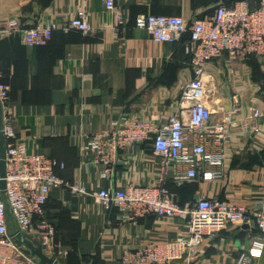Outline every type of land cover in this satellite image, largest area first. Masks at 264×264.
Returning <instances> with one entry per match:
<instances>
[{"label": "crops", "instance_id": "1", "mask_svg": "<svg viewBox=\"0 0 264 264\" xmlns=\"http://www.w3.org/2000/svg\"><path fill=\"white\" fill-rule=\"evenodd\" d=\"M114 1L116 8L110 11L103 0H0V26L12 19L23 26L60 25L47 44L33 48L23 43L21 33L0 34L1 80L11 89L10 108L19 138L30 151L38 146L65 163V168L56 167V173L88 191L73 192L65 186L50 190L44 216L55 225V240L67 252L56 257L59 264H124L126 248L188 233L185 221L163 215L123 218L117 207L96 196L102 188L156 185L162 180L169 197L181 206L204 196L252 210L264 202V115L252 116L255 106L264 111V57L241 60L226 52L207 64L214 90L213 118H221L236 105L240 108L234 115L223 178L174 180L163 173L152 140L120 149L108 177L91 163L92 155L83 152L81 138L90 137L122 113L164 121L179 108L183 88L194 76L187 52L190 37L155 41L146 30L135 27L137 16L181 15L190 24L213 15L220 1L238 0ZM249 2L256 5L261 0ZM84 9L96 33L63 29ZM117 12L127 20L119 34L113 30ZM9 224L14 233L11 218ZM243 225L229 222L214 236L205 237L191 264H237L243 251L253 256L252 264H264V232ZM27 234L38 239L34 231ZM256 240L261 245L254 244Z\"/></svg>", "mask_w": 264, "mask_h": 264}, {"label": "built area", "instance_id": "2", "mask_svg": "<svg viewBox=\"0 0 264 264\" xmlns=\"http://www.w3.org/2000/svg\"><path fill=\"white\" fill-rule=\"evenodd\" d=\"M103 2L105 9L115 10L114 0ZM126 22L124 13L117 12L114 32L119 34L123 31ZM59 27L55 22L23 26L18 19H12L0 26V34L21 33L23 43L33 48L47 44L53 31ZM62 27L85 34L97 32L85 9L79 10ZM135 27L146 30L160 42H176L189 32L187 52L191 55L194 76L183 88L179 108L164 121L157 123L142 115L122 113L90 137L81 138L83 152L91 154V163L108 177L120 149L134 148L152 140L154 151L161 159L163 173H169L174 180L223 178L234 115L240 108L236 105L221 118H213L214 90L207 64L226 52L241 60L252 56L264 57V0L256 7H252L249 0H238L230 5L220 1L213 15L190 24L181 15L140 14ZM10 91V86L1 80L0 74L6 150L4 191L0 171V264H41L36 256L25 253L22 246L14 241L16 235L34 231L43 251L55 257L66 254L62 244L55 240V225L44 216L50 190L54 186H65L73 192L88 191L79 182L67 181L56 173V167L65 168V163H58L40 151L38 146L30 151L19 138L10 108ZM252 114L258 118L264 115V111L255 106ZM86 163L88 165V160ZM95 194L106 205L117 207L125 219L157 214L183 220L188 226L185 235L124 249V264H191L197 259L204 238L214 236L229 222L253 224L264 232V202L252 210L244 205L204 196L192 205L181 206L168 196L162 180L156 185L137 184L120 189L106 187ZM10 218L16 227L14 233L9 230ZM253 243L261 245L259 240ZM252 262L253 256L247 251L241 252L237 258V264Z\"/></svg>", "mask_w": 264, "mask_h": 264}, {"label": "water", "instance_id": "3", "mask_svg": "<svg viewBox=\"0 0 264 264\" xmlns=\"http://www.w3.org/2000/svg\"><path fill=\"white\" fill-rule=\"evenodd\" d=\"M6 150H5V136L3 131V107L0 102V171L2 176L1 186L3 191L6 187ZM244 228H251L256 230L257 227L253 224L244 223ZM16 242L22 247L24 252L37 257V260L41 264H59V261L55 256H49L43 251L42 244L39 239L32 238L29 234L24 233L21 235H16Z\"/></svg>", "mask_w": 264, "mask_h": 264}, {"label": "trees", "instance_id": "4", "mask_svg": "<svg viewBox=\"0 0 264 264\" xmlns=\"http://www.w3.org/2000/svg\"><path fill=\"white\" fill-rule=\"evenodd\" d=\"M233 4V3H232ZM258 4H260V3H258ZM258 4H256V5H253L252 3H250V5L252 6V7H256V6H258ZM230 5V4H229ZM134 23H135V21H134ZM75 30V29H74ZM14 34V33H13ZM189 36L190 37V33L189 32H186L184 35H183V37L182 38H184L185 36ZM38 47V46H37ZM253 57V56H252ZM10 94H11V92H10ZM169 196V195H168ZM172 200H174L172 197H170ZM175 201V200H174ZM47 202H48V200H47ZM47 202H46V204H47ZM180 204V203H179Z\"/></svg>", "mask_w": 264, "mask_h": 264}]
</instances>
